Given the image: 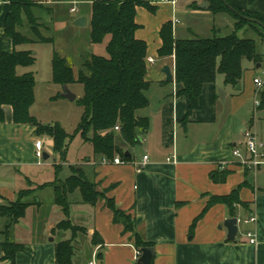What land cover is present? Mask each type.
Wrapping results in <instances>:
<instances>
[{
    "label": "crops",
    "instance_id": "1",
    "mask_svg": "<svg viewBox=\"0 0 264 264\" xmlns=\"http://www.w3.org/2000/svg\"><path fill=\"white\" fill-rule=\"evenodd\" d=\"M33 1L41 4L33 9L39 32L52 37L53 43L36 42L24 18L21 31L34 42L16 46V49L30 50L35 55V46L50 45L53 51L54 37L47 34L61 32L70 36L68 43L73 45L79 60L86 52L94 53L89 40L85 46L76 43V33L89 29L93 0ZM146 1L155 7L154 12L138 6L135 14L139 25L135 36L146 42L147 57L154 59L152 63L147 62L145 74L149 82L145 90L148 104L136 112L137 116L149 121L146 132L139 133L142 154L133 156L125 145L131 159L123 163H114L99 155L84 159L90 181L102 194L93 204L84 203L79 190H75L68 195L69 213L65 216L54 204V194L47 203L37 199L44 190L39 187L52 177L46 179L45 172L42 174L43 157L40 160L36 157L34 144L41 139L45 153L53 141L45 135H37L34 126L14 123L11 107H4V119L0 121V204L17 200L23 191L32 192L22 198L28 203L25 214L10 232L4 234L6 222L1 223L0 264H10L1 247L6 237L24 245L15 253L14 264H55V246L61 240H70L74 248L69 264H139L140 249L134 244V232L125 231L123 223L114 220L107 199L128 214L135 231L153 244L152 264H264V166L256 172L248 171L239 166L231 154L232 148L239 146L243 134L244 121L239 122L236 113L241 112L248 100L256 98L255 76L249 88L245 83L243 62V78L234 86L225 83L222 74H218L222 83H216V75L214 82L203 85L198 108L189 112V101L176 95L180 85L174 77L173 56H157L161 45L159 31L167 21L171 22L174 36L179 38L197 36V33L227 35L232 32L233 25H220L221 15H213L207 9L206 0H191L185 5H179L178 0L174 5ZM231 1L242 9L264 15V0ZM204 2L207 5L204 6ZM79 4L86 6L83 11ZM9 8V0H0V48L5 52L13 50L11 40L3 38L4 19ZM82 15L86 17L85 26H74L73 20ZM263 43L264 40L258 39L260 53ZM246 61L254 69L264 65L263 59L258 62V68L257 63ZM165 64L171 68L170 81L165 80L160 70ZM29 67H22V71H31ZM77 70L78 67L73 69L74 74ZM117 139H120L118 134ZM144 155L148 160L143 169L137 171ZM224 169L229 171L226 180L213 182L211 173ZM235 189L239 203L233 205V213L225 204L214 203L191 229L193 220L210 197L227 195ZM251 216L255 217L254 221H243ZM66 217L73 224L84 227L82 237L56 227ZM231 217L240 220L233 240L227 238L224 226V221ZM241 217L243 227H239ZM248 231L255 236L256 243L249 242L245 235ZM82 249L87 256L82 254Z\"/></svg>",
    "mask_w": 264,
    "mask_h": 264
},
{
    "label": "trees",
    "instance_id": "2",
    "mask_svg": "<svg viewBox=\"0 0 264 264\" xmlns=\"http://www.w3.org/2000/svg\"><path fill=\"white\" fill-rule=\"evenodd\" d=\"M207 9L213 14L229 13L234 19L231 33L221 36L212 33L210 36L179 38L173 34L170 21L162 24L159 37L161 45L157 50L159 58H174V77L179 90L176 95L189 101L188 111L198 108V100L205 83L215 81L217 74H222L224 81L230 85L238 84L243 78V60L255 64L263 55L259 52L258 39L264 40V15L250 9H242L231 0H206ZM252 0H249L251 2ZM10 8L4 19L3 38L11 40L13 50L5 52L0 48V121L4 119V107L12 109V120L16 124H28L35 127L37 135H48L52 138L53 149L62 152L67 133L57 124H42L30 114L34 103V73H18L19 67H29L35 62L30 50L16 49V46L34 42L21 29L24 18L35 41L52 44V37L42 36L39 32L37 18L33 14L35 7L41 4L33 0H9ZM142 6L154 12L155 7L146 0H93L90 4L89 45H105V54L86 52L81 56L76 74L64 56L56 50L51 55L52 81L62 88L72 84L82 86V95L74 101L82 107V114L77 124L85 141L92 146L93 155L107 160L126 156L116 141L118 134L125 145L134 147L140 143L139 133L146 132L149 121L146 117L137 116L136 112L147 106L145 90L149 82L145 80L147 71V44L135 36L139 25L135 21L136 7ZM252 32L257 39L240 37ZM258 106L255 110L264 109V88L255 92ZM118 126V130L114 127ZM55 179L49 184L54 194V204L68 216V195L79 190L84 203L93 204L98 196L95 184L85 179L82 170L69 166L71 174L61 180L57 177L60 165H55ZM228 170L214 171L210 177L213 182L226 180ZM44 185L40 186L42 188ZM23 191L17 200L0 204V216L6 218L3 233L10 232L14 224L25 214L28 205L22 198L31 193ZM214 203L225 204L231 213L233 205L239 203L238 190L223 196H212L202 212L193 220L196 221ZM107 205L115 221H121L125 231L134 232V244L138 249L152 247L135 231L134 222L124 211L117 209L111 199ZM70 229L72 227H61ZM4 257L10 264L15 262V253L24 245L10 241L8 237L1 243ZM55 264H69L74 252L70 240H61L55 246Z\"/></svg>",
    "mask_w": 264,
    "mask_h": 264
},
{
    "label": "rangeland",
    "instance_id": "3",
    "mask_svg": "<svg viewBox=\"0 0 264 264\" xmlns=\"http://www.w3.org/2000/svg\"><path fill=\"white\" fill-rule=\"evenodd\" d=\"M191 0H178V4H187ZM79 7L82 10L86 6L79 4ZM220 16V25H226L232 27L235 23V19L226 12L219 13ZM218 20L216 19V22ZM218 25V24H217ZM218 25L217 27H220ZM89 29H81L80 32L76 33V43L79 46H85L88 43V36H89ZM40 31V29H39ZM228 33V31H225ZM53 34V35H52ZM47 34L49 36L54 37V48L55 50L61 55H64L68 63L71 67L76 70L79 67L80 60L78 58V54H76L75 50L73 49V45L69 44L68 41L70 36L68 34H63L61 32L55 33L52 32ZM197 36H210L211 34H200L197 33ZM220 35H224L221 33ZM238 35L240 37H249L253 39H257L254 33L248 32L247 34H243L239 32ZM75 36V35H74ZM72 35V37H74ZM188 37H195V36H188ZM93 51L96 54H105L104 44L100 45H92ZM51 52L52 47L50 45H37L35 46V62L34 64L29 67L31 71L34 72L35 76V87H34V103L30 108V113L33 115L40 123L42 124H50L54 125L57 124L62 130L67 133V137L65 138L64 148L62 152H57L53 149V144L48 145L46 148L45 153L49 154L50 156L46 159H41L43 172L42 174L46 175V179L52 177L49 181L43 183L44 190L37 196V199L40 198L42 202L47 203V201H51L53 191L49 184L55 179V165H60V168L57 172V177L61 180H65L71 174V170L69 166H73L75 169L82 170L85 174V179L90 181L89 173L84 168V163L87 157H91L93 155L92 146L89 141H85L82 137L80 131L77 129V124L80 120V116L82 114V107L76 104L73 100H69L61 94L64 92L63 88L54 83L52 81V70H51ZM246 60H243L244 65V78L245 83L249 86L252 83L253 76L261 77L264 79V74L261 68L254 69L253 65H249ZM22 67L18 68V73H23ZM221 75L217 74L216 83H222ZM68 87L76 97H80L82 95V86L80 84H72L66 86ZM218 94L219 91H218ZM237 119L243 120V131L246 128H251L254 130L262 141H264V109L261 110H254V98L248 100L243 108H241V112H237L236 116ZM252 121V125L250 122ZM42 135H45L43 133ZM47 138L48 135H45ZM51 138V137H49ZM52 139V138H51ZM118 146L125 149V144L121 139H117ZM128 149L131 151L133 156H141L142 151L141 147L138 145L134 147L127 146ZM83 161V162H82ZM82 162V163H81ZM47 183V184H46ZM78 192V191H77ZM102 197V196H98ZM243 217H241V224L239 227H243ZM6 222V219L0 217V227H2L1 223ZM61 227H72V231L69 230L73 234V236L80 235L82 237V233H84V227L80 225L73 224L69 217L62 218L60 221ZM74 245L77 247L78 243L75 242ZM83 253L86 254L85 249L81 250Z\"/></svg>",
    "mask_w": 264,
    "mask_h": 264
},
{
    "label": "built area",
    "instance_id": "4",
    "mask_svg": "<svg viewBox=\"0 0 264 264\" xmlns=\"http://www.w3.org/2000/svg\"><path fill=\"white\" fill-rule=\"evenodd\" d=\"M150 2H160V3H170L172 5L175 4L176 0H149ZM72 11L75 10L73 7L71 9ZM178 20L174 19V22H177ZM263 61H264V55H263ZM154 59L151 57H147V62H153ZM262 69V72L264 74V65L260 67ZM253 84L255 85V88L257 91L264 88V79L261 77H254L253 78ZM254 105L258 106V98L256 97L254 100ZM115 130H118V126L114 127ZM35 155L40 160L43 157V143L41 139H37L35 141ZM232 156L235 157L237 160V163L242 168L251 171L256 172L259 168L264 166V141L261 140L259 135L252 130L250 127L246 128L243 131L242 134V140L239 143V146H234L232 148L231 152ZM148 160V157L146 155L142 156V159L140 163L137 166V171H140L145 166L146 162ZM114 163H123L124 160H122L120 157L116 156L112 160ZM255 220L254 216H251L245 220L246 222H252ZM237 222L239 223L240 220L237 219ZM246 237L248 238L250 243H256L255 236L250 232H246Z\"/></svg>",
    "mask_w": 264,
    "mask_h": 264
},
{
    "label": "water",
    "instance_id": "5",
    "mask_svg": "<svg viewBox=\"0 0 264 264\" xmlns=\"http://www.w3.org/2000/svg\"><path fill=\"white\" fill-rule=\"evenodd\" d=\"M207 5V2H204V6ZM72 24L74 26L77 27H83L86 24V17L84 15L77 17L75 20H73ZM261 41H263L261 39ZM261 55H264V43H263V47L261 50ZM256 67H260V64L257 63ZM161 72L164 74L165 76V80L166 81H170L172 79V72H171V68L168 65H163L161 67ZM63 97L73 101L75 100V94L66 86L63 87ZM141 138V137H139ZM126 156H129V152H125ZM48 156L47 154L43 153V159H46ZM224 226L227 228V238L229 240H233L236 233H237V218L236 217H231V218H227L224 221ZM154 256V250L153 247H142L140 249V255L137 259V262L139 264H152L151 260Z\"/></svg>",
    "mask_w": 264,
    "mask_h": 264
}]
</instances>
